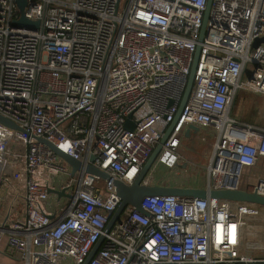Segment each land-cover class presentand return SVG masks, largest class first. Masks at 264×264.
<instances>
[{"label": "built area", "instance_id": "1", "mask_svg": "<svg viewBox=\"0 0 264 264\" xmlns=\"http://www.w3.org/2000/svg\"><path fill=\"white\" fill-rule=\"evenodd\" d=\"M208 2L26 0L31 30L17 0H0V116L17 127L0 124V190L21 203L0 216V264H84L100 241L88 264H264V246L244 247L264 236V206L251 203L148 196L106 232L121 203L113 181L132 185L176 119L157 164L176 165L190 126L212 128L205 189L264 197V178L241 185L264 159V129L232 116L240 92L264 96V0H212L206 18ZM39 139L95 156L112 180L101 188L82 169L63 184L71 168Z\"/></svg>", "mask_w": 264, "mask_h": 264}, {"label": "water", "instance_id": "2", "mask_svg": "<svg viewBox=\"0 0 264 264\" xmlns=\"http://www.w3.org/2000/svg\"><path fill=\"white\" fill-rule=\"evenodd\" d=\"M211 2H212V0H209V2H208V7H207V11H206V18H207L209 9H210ZM17 4H18L20 11H21V18L18 22V25L22 28L37 30L39 27V22H32V21L26 19L23 15V10L26 6V0H18ZM205 23H206V19H205L204 24ZM204 30H205V28L203 27V29L201 31V38L204 35ZM262 42H264V39L257 40L254 43V47L257 48ZM199 53L200 52L198 49V51L195 54L194 62H193L192 67H191L187 87H186V90H185V93L183 96V100L181 103V107H180V112H181V110H183V108H184V106H185V104H186V102L190 96L192 87H193L195 70H196V65H197V61L199 58ZM179 116L180 115H178V118H179ZM177 120L178 119H176L174 121V123H172L169 126L167 132L163 135L159 145L156 147L152 156L147 161V163L144 165L140 174L138 175L137 179L134 181V183L132 185H126L125 183H123L122 181H119V180L113 181L115 187L117 188V194L119 195V197L121 199V203H120L118 209L116 210L115 214L113 215L112 219L108 223V225L106 227V232H109L111 230L112 226L115 224L116 221H118V219L120 218L121 214L124 212L126 207L135 206L140 211H142L141 210L142 201L144 198H146L148 196H177V197H186V198H193L194 197V198H199V199L200 198H207L209 196L210 198H215V199H219V200H226V201H231V202H241V203H251V204L258 205V206H264V197L248 194V193H245V192L240 191V190H210V191H208L206 189H197V188L165 187V186H157V185H153V186L146 185L144 183V179L146 178V176L148 175L150 170L153 168V165L156 162L157 156H158L159 152L161 151L162 146L166 142L168 136L171 134ZM0 124L5 126V127L17 128L13 123H11L7 119L3 118L2 116H0ZM133 128H134V125L129 120L126 124V129L129 131H132ZM198 131H199V129L197 127L190 126L187 129L185 136L187 138H189V136L192 132L197 134ZM39 142L46 145L54 154H56L58 157L62 158L70 166L73 174L84 169L88 174L94 175V176H96L102 180H107V181L112 180L111 177L106 172L100 170L99 168H97L96 166L93 165V163L96 160L95 156L90 157V159H89L90 163L84 164L83 162L75 160L72 157L68 156L67 154L62 152L60 149H58L54 144H52L50 142H47L43 139H39ZM50 193L53 195H57L58 198L65 196L64 190L63 191L50 190ZM100 245H101V241L95 245V247L93 248L92 252L88 256V258L86 259L84 264H88L90 262V260L93 258L96 251L99 249Z\"/></svg>", "mask_w": 264, "mask_h": 264}, {"label": "rangeland", "instance_id": "3", "mask_svg": "<svg viewBox=\"0 0 264 264\" xmlns=\"http://www.w3.org/2000/svg\"><path fill=\"white\" fill-rule=\"evenodd\" d=\"M18 1V0H17ZM247 96L246 99H243L241 96L238 98L235 108L234 114L238 119H247V117L253 116L251 119H263L264 117V96L254 95L250 93H245ZM257 102V104L255 103ZM260 114V115H259ZM215 131L212 128L202 129L198 131V135L195 138L196 143L183 139L181 146L178 149L180 154V159L178 164L180 166H174L173 168L160 167L157 164V161L153 165V168L150 170L146 178L144 179V183L149 186L153 185H173V186H191L198 187L199 189L204 186L206 183L207 174L204 169V166L207 165L208 154L210 156V151L215 142ZM192 139V138H191ZM184 163H188L186 168H182L181 165ZM56 164L60 166H65L67 169H70V166L60 157L57 156ZM244 169L241 177V185L248 182H255L258 179L255 178L257 176V169ZM49 173H46V176ZM76 178V173L73 174L71 171V176L64 179L63 184L68 185L72 183ZM104 180L100 181V186L103 188ZM8 187V184H5L3 190H0V199L4 200V206L0 210V216H6L8 210L11 208L12 217H15L17 211L21 209V203L15 202L12 204L13 200H15V194L12 192L8 197H5V190ZM124 216V214L122 215ZM11 217V218H12ZM251 221V220H250ZM249 221V222H250ZM260 235H263L260 233ZM260 241H254V239H248L250 242L244 241L247 245L258 244V246L264 245V236L260 238ZM4 241L1 242L0 245V263H9L10 261L5 259L1 254V251L4 246ZM256 244V245H257Z\"/></svg>", "mask_w": 264, "mask_h": 264}, {"label": "crops", "instance_id": "4", "mask_svg": "<svg viewBox=\"0 0 264 264\" xmlns=\"http://www.w3.org/2000/svg\"><path fill=\"white\" fill-rule=\"evenodd\" d=\"M256 95V94H255ZM259 96V95H258ZM242 121V119H239ZM245 122V121H244ZM243 122V123H244ZM250 124V125H254V126H257L259 128H263L264 129V119H250V121L246 122V124ZM186 133V132H185ZM198 133L195 134L194 132H192L189 136V138H187L185 135H184V138H186L187 140H189L190 138H193L195 139L197 137ZM212 151V149H211ZM211 151H210V154H211ZM208 158H209V154H208ZM207 156L205 159H207ZM160 167H163L160 165ZM257 169L256 171L258 172L257 173V176L255 178L259 179V178H264V159H261L260 162H259V167L257 168H254V170ZM253 170V171H254ZM157 186H165V187H179V186H173V185H157ZM183 188H197L199 189L198 187H191V186H184ZM200 189H205V183H204V186ZM52 200H54V197H52Z\"/></svg>", "mask_w": 264, "mask_h": 264}, {"label": "bare ground", "instance_id": "5", "mask_svg": "<svg viewBox=\"0 0 264 264\" xmlns=\"http://www.w3.org/2000/svg\"><path fill=\"white\" fill-rule=\"evenodd\" d=\"M262 231V229H259V231L257 232V233H255V232H252V235L250 236V238H252L253 236L256 238V240L254 239V241H260L261 239V237H263V235H260V233H262L261 232ZM248 242H250V240L248 241ZM257 244V243H256ZM256 244H252V245H249V246H251V247H253V245H256ZM258 245V244H257ZM249 246L246 244V243H244V247L247 249V251L248 252H251V250L249 249ZM264 245H262V246H259L260 248H258V250H257V252L261 249V247H263Z\"/></svg>", "mask_w": 264, "mask_h": 264}, {"label": "trees", "instance_id": "6", "mask_svg": "<svg viewBox=\"0 0 264 264\" xmlns=\"http://www.w3.org/2000/svg\"><path fill=\"white\" fill-rule=\"evenodd\" d=\"M245 93H247V92H240V93L237 95L236 100H235V103H234V108H235V104H236L238 98H240V96H241L243 99H246V98H247V96L244 95ZM248 93H250V92H248ZM250 94H253V93H250ZM254 95H255V94H254ZM255 103L257 104V102H255ZM234 108H233V111H232V116L236 117V116H235L236 114H234ZM259 115H260V114H259ZM253 116H254V115H253ZM253 116H251V117H247V119H242V121L239 120L237 117H236V118H237L239 121H241V122H244V121H245L244 123H246V122L250 121V119H251ZM263 119H264V117H263ZM247 124H248V123H247Z\"/></svg>", "mask_w": 264, "mask_h": 264}, {"label": "flooded vegetation", "instance_id": "7", "mask_svg": "<svg viewBox=\"0 0 264 264\" xmlns=\"http://www.w3.org/2000/svg\"><path fill=\"white\" fill-rule=\"evenodd\" d=\"M190 141H192V142H195V143H196V139H193V138L191 139V138H190ZM187 164H188V163H187ZM187 164H186V163H184V164H182V165H181V167L184 169V168H186V167H187ZM175 166H180V165H179V164H178V162H177Z\"/></svg>", "mask_w": 264, "mask_h": 264}]
</instances>
